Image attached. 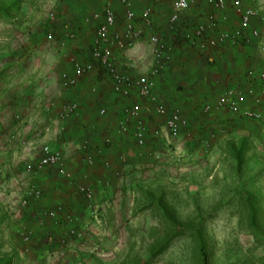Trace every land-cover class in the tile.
Masks as SVG:
<instances>
[{
    "label": "rangeland",
    "instance_id": "obj_1",
    "mask_svg": "<svg viewBox=\"0 0 264 264\" xmlns=\"http://www.w3.org/2000/svg\"><path fill=\"white\" fill-rule=\"evenodd\" d=\"M10 1L0 0V11ZM75 2L20 0L10 17L1 18L0 13V264H264V100L249 98L248 109L261 113L260 123L223 110L216 115L204 112L211 97L228 87L264 91L259 80L264 74V0H242L244 7L259 10L260 20L252 27L259 29L260 38L214 50L194 45L197 27L213 13L207 0H194L174 26L170 19L175 0H134L137 12L147 6L155 9L160 36L172 48L167 63L171 69L165 78L160 74L158 89L169 82L189 90L194 84L195 89L212 85L207 93L211 97L198 100L192 116L185 113L190 122L181 138L169 137L174 141L159 152L150 148L148 154V142L140 147V158L148 157L149 163L132 171L135 179L130 175L112 185L101 182L96 185L102 190L99 196L89 185L93 200L83 196L80 211L65 202L52 208L38 191L37 169L27 171L37 160L27 157L26 129L28 110L36 106L14 105V96L30 93V81L43 77L44 67L52 65L48 57L54 53L66 58L67 39L74 38L76 29L83 30L79 20H67L76 15ZM99 3V13L112 5L116 31L121 32L126 13L120 0ZM232 24L238 27L237 15ZM91 26L88 53L97 30ZM228 64L239 65V72L227 70ZM254 77L256 81H250ZM31 190L41 195L30 196ZM50 210L59 212L58 219L43 218ZM72 227L79 236L70 235ZM22 232L30 235L29 242ZM169 235L170 243L153 257V248Z\"/></svg>",
    "mask_w": 264,
    "mask_h": 264
},
{
    "label": "crops",
    "instance_id": "obj_2",
    "mask_svg": "<svg viewBox=\"0 0 264 264\" xmlns=\"http://www.w3.org/2000/svg\"><path fill=\"white\" fill-rule=\"evenodd\" d=\"M75 1V9L72 12L76 15L72 19L67 20L71 23L74 20H79L78 25L82 26L83 30L76 29L78 31L74 32V38L72 40L67 39L68 54H65L66 58L62 57V59L61 56L57 57L52 53V56L48 57L52 65L44 67L43 77H36L34 81H30V85H32L30 93L26 90L21 96H14L15 100H13L14 105H28L33 108L36 106L34 109H29L27 115V118L31 119L29 125L26 126V129L29 128V133L27 134L30 140L27 147L29 160L33 161L36 159L38 161L42 147L50 145L62 152L64 157L63 168L72 176L70 179L62 177L59 174V167L55 166L37 169L35 181H37L38 191L44 194L47 205L52 208H58V205L65 202L70 203L72 209L76 208V211H80L84 201L83 195L78 189L81 185H91L96 190L97 196H99L102 190L99 191L96 188L97 184L103 182L104 185H112L115 182L127 179L130 175L135 179L136 175L132 171H135L139 165H147L149 159L148 157L146 159L140 158L143 151L136 145L133 137V127L127 134L120 135L118 133L119 121L125 117L124 109L131 105L132 102L119 97L113 92L111 82L100 67L96 66L94 71L82 77L74 87L67 88L60 78L62 73L74 76L75 69L72 59L81 64H87L92 61L91 54L90 52L88 53V44L86 43L88 35H91L89 33L93 26L84 24L83 18L102 10L98 0ZM228 1L229 6L226 15H228L230 22L222 23V14L217 13L221 29L234 28L232 22L235 13L231 7L232 0ZM136 9L138 10L137 7ZM140 11L138 10V12ZM68 16L71 17L70 14ZM154 20L156 25L155 32L162 35V33H159L161 31L157 22L156 11ZM92 25H97V23H92ZM67 34L64 37L68 36ZM150 35L151 33L147 32L144 40L130 51L114 49L115 62L120 71L133 78H138L142 75L150 76L155 65L154 49L148 43ZM227 68L230 71L236 70L239 72L240 70L239 65L233 67L228 64ZM169 69L171 68L167 66L162 71L164 78ZM224 70L223 72H225ZM160 76L156 78L157 90H159V92L157 90L156 92L169 110L175 108L182 110L186 106V110L183 111L184 115L188 117L194 113L192 108L196 106L198 100H201L202 97H211L207 93L212 90V85L200 89L196 87L195 89L194 84V86L190 85L189 90V87L183 88L180 86L174 88L169 82V84L158 89L161 82ZM221 77L223 78V75ZM255 78H250V81L255 82ZM40 83H42V87ZM250 85L247 84V86ZM27 94L29 95L27 96ZM220 94L211 97V105H215ZM178 99H189L192 101L184 104ZM133 102H140L146 106L145 120L148 122L146 136L149 146L148 154L152 151L150 148H154L159 152V148L163 149V145L167 146L166 142L172 143L174 140L169 138L170 136L162 130L164 118L156 115L154 112L155 106L151 102L139 99H133ZM70 103H77L79 110L73 117L63 120L61 118L63 105ZM250 103L248 98L244 108L248 109ZM40 106H45V108L39 109ZM103 108L108 109V117L100 116L99 112ZM213 111L212 115L221 113V111ZM39 116L40 119H38ZM160 131L162 132L161 135H164L163 138L157 135V132ZM154 143L156 144L154 145ZM84 156H92L95 165L91 166L88 159ZM120 177L121 179L119 180Z\"/></svg>",
    "mask_w": 264,
    "mask_h": 264
},
{
    "label": "built area",
    "instance_id": "obj_3",
    "mask_svg": "<svg viewBox=\"0 0 264 264\" xmlns=\"http://www.w3.org/2000/svg\"><path fill=\"white\" fill-rule=\"evenodd\" d=\"M125 8V25L121 32L115 31L117 27V18L114 8L108 4L103 12L92 13L84 19V24L90 25L97 23L95 42L91 48L90 54L92 61L87 64H81L72 59L74 65V76L63 73L62 80L67 88L74 87L78 81L95 70L96 66L100 67L105 73L107 79L112 84L115 94L127 100H131L132 104L125 107V117L118 124V133L120 135L127 134L131 127L134 128L133 137L136 145L144 148L147 143V122L145 120L146 106L140 102H133V99L151 102L155 108L154 112L157 116L164 118L163 132L173 139L181 137L182 133L189 127V120L180 108L169 110L166 104L161 101L160 96L156 92L158 76L166 69L170 59V50L164 39L155 32V10L152 6H147L139 13L135 10L134 0H120ZM194 0H175L173 3V13L170 19L172 26L176 25L181 17L191 9ZM207 5L213 11L208 15L205 23L199 25L195 32L194 45L204 49L224 48L229 45H249L254 40L260 38V31L252 27L254 20L259 19V10L256 7H244L242 0H232L231 7L235 15L239 17V25L234 29H221L220 21L217 13H221V22L227 23L228 15L226 11L229 6L228 0H207ZM260 20V19H259ZM150 32L148 43L153 47L155 65L149 75H142L133 78L120 71L115 62L114 49L130 51L134 49ZM72 35L71 37H73ZM49 41H54L53 35L48 36ZM66 45L64 40L62 46ZM260 49L264 51V45H260ZM259 80L264 84V74H261ZM248 98L264 100V91L256 94L252 87L247 89L232 86L226 88L217 98L215 105L207 104L204 112L209 113L215 111H228L229 113L244 119L252 120L256 123L262 121V115L259 111L244 108V104ZM79 110L77 103H70L64 106L61 112L63 120L73 117ZM108 109L103 108L99 114L105 117ZM162 132H157L161 136ZM86 147V145H85ZM88 150V148H86ZM88 152V151H87ZM90 165H94L95 161L91 157L87 158ZM64 157L60 150L54 149L50 145L42 147L41 155L35 164L28 166L27 171L33 173L35 169L45 167H59V174L67 179L72 176L63 168ZM81 194L88 200H93L91 189L86 186H80ZM30 196H40L39 192L31 190ZM91 208V207H90ZM94 209V208H93ZM92 209V210H93ZM59 212L46 211L43 218L51 220L58 219ZM69 223H74L72 216L68 218ZM72 236H79L76 228L72 227L69 231ZM21 237L25 242H29L31 237L29 234L22 232Z\"/></svg>",
    "mask_w": 264,
    "mask_h": 264
},
{
    "label": "trees",
    "instance_id": "obj_4",
    "mask_svg": "<svg viewBox=\"0 0 264 264\" xmlns=\"http://www.w3.org/2000/svg\"><path fill=\"white\" fill-rule=\"evenodd\" d=\"M19 3H20V0H14V1H10V4L7 5V6H3L1 7V18H4L5 16L6 17H10V12H11V9H15V10H18L19 9ZM167 44V43H166ZM168 48L170 51H172V48L167 44ZM170 235L165 239V241L160 244H158L157 246H155L153 248V251H152V256L155 257V256H158L159 254H161V252L164 251L165 247L170 243ZM1 264H8V261L5 262V261H2Z\"/></svg>",
    "mask_w": 264,
    "mask_h": 264
}]
</instances>
